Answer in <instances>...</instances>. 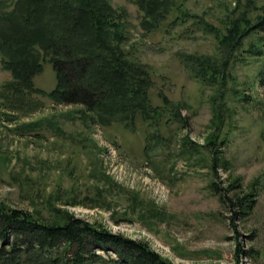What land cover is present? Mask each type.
<instances>
[{"label":"rangeland","instance_id":"rangeland-1","mask_svg":"<svg viewBox=\"0 0 264 264\" xmlns=\"http://www.w3.org/2000/svg\"><path fill=\"white\" fill-rule=\"evenodd\" d=\"M108 1L127 23L126 57L151 76L161 119L150 125L137 113L132 126L100 124L81 106L18 90L0 54V204L46 223L67 213L147 242L175 264H264V34L233 47L224 40L232 19L263 15L264 0H176L209 27L175 10L151 31L135 0ZM17 2L1 0L0 17ZM33 79L46 93L56 87L48 57ZM211 139L225 143L217 176ZM213 183L257 200L237 227Z\"/></svg>","mask_w":264,"mask_h":264},{"label":"trees","instance_id":"trees-1","mask_svg":"<svg viewBox=\"0 0 264 264\" xmlns=\"http://www.w3.org/2000/svg\"><path fill=\"white\" fill-rule=\"evenodd\" d=\"M135 3L143 12L141 25L146 31L161 27L175 10L180 12V21L193 18L197 26L209 27L176 0ZM16 7L0 17V54L4 68L18 79V90L43 93L60 105L81 106L93 121L106 126L114 122L131 125L137 113L150 125L161 119L162 112L151 105V76L126 57L120 44L127 23L108 0H18ZM241 22L247 24L244 29ZM231 23L224 38L230 47L240 44L244 34H264V14L254 22L240 17ZM45 56L57 76V85L49 93L36 88L33 79L43 70ZM224 144L215 139L208 143L216 176L222 165L218 150ZM210 188L234 212L235 227V221L256 206L252 194L234 198L230 189L216 183ZM56 211L59 218L62 211ZM63 215L61 222L46 223L30 212L0 204V264H175L147 242Z\"/></svg>","mask_w":264,"mask_h":264}]
</instances>
